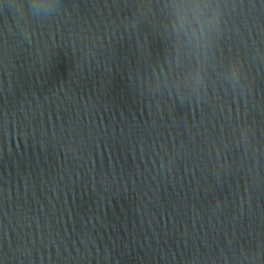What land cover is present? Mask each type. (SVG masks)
I'll return each mask as SVG.
<instances>
[{
    "label": "water",
    "instance_id": "obj_1",
    "mask_svg": "<svg viewBox=\"0 0 264 264\" xmlns=\"http://www.w3.org/2000/svg\"><path fill=\"white\" fill-rule=\"evenodd\" d=\"M0 264H264V0H0Z\"/></svg>",
    "mask_w": 264,
    "mask_h": 264
}]
</instances>
